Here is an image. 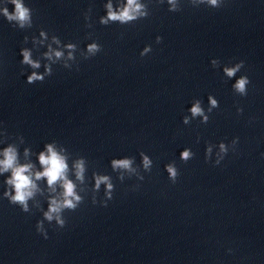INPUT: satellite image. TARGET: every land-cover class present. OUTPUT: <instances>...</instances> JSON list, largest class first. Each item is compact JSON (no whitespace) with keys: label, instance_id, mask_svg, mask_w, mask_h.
I'll list each match as a JSON object with an SVG mask.
<instances>
[{"label":"clouds","instance_id":"1","mask_svg":"<svg viewBox=\"0 0 264 264\" xmlns=\"http://www.w3.org/2000/svg\"><path fill=\"white\" fill-rule=\"evenodd\" d=\"M189 4L193 8L206 6L207 8L219 9L224 6L226 0H107L103 7L105 15L99 17V24L108 26L118 23L121 26L135 24L140 20L147 19L151 16L150 5L162 6L167 5V11L177 13L183 10L184 3ZM8 5H12V10H9ZM91 7L84 13L86 21L85 26L92 28L91 23ZM34 10L29 7L25 0H0V16H2L13 28L19 30L31 29L33 27ZM86 39L92 42L86 45V48H79L77 43H63L56 35H49L43 29L39 31V35L31 37L32 48L22 47L20 49L21 74H24L25 66L31 69L30 74L26 76V83L31 85L37 82H44L46 77L53 74V65L60 64L66 69H72L73 65L77 66V53L83 60H88L95 57L103 50V47L96 40L92 39V33H88ZM163 37L157 36L156 43L159 44ZM23 43H29V37L25 36ZM39 47H46V50L39 52ZM34 49L39 53L34 58ZM152 51L151 45H146L140 52V56H147ZM211 65L213 68H220L221 61L212 59ZM243 60L232 64H224L222 71L225 82L234 80L232 83L233 94L239 97H246L249 92L251 83L248 75L241 74L238 78L237 73H240L244 68ZM43 67V72L37 71ZM207 108L204 107L201 99L195 98L191 102V107L187 110L188 114L183 116L182 123L190 125L193 120L199 119L201 124H207L210 120V114L213 110L219 108V101L215 96L209 94L207 97ZM243 113L242 107H237V115ZM251 122V121H250ZM200 142V137L197 136L196 143ZM0 143H4L0 140ZM239 137H234L229 143L224 141L214 144L206 141L205 148V163H212L213 166H219L229 152L237 153ZM30 155V149H24V157ZM264 156V153H261ZM140 163H136L135 156H124L122 158H113L110 161L112 172L116 174V178L123 183L126 179L135 177L137 181H144L145 174H150L155 162L153 159L141 151L139 153ZM196 154L190 147H185L179 159L183 163H188L194 159ZM213 156L215 159L213 160ZM38 161L41 170H36L35 165L31 162L21 163L19 158L18 147L14 144H7L6 147L0 149V175L9 173L4 179L3 184L5 190L2 193V198L6 199L10 205L19 207L24 213H31L33 209L42 214V218L36 223V231L44 239H48V232L45 228V222L52 225L55 222L57 229H63L66 226L65 211H75L83 202L85 197L80 193L84 191L79 188V185L87 184L89 191L93 194L92 203H99L103 207H107L108 202L113 199L115 184L113 178L109 174H101L93 171L91 179L93 181L91 187L88 184L86 173V161L84 158L77 159L72 169L69 168L67 156L63 154V150L58 151L53 143L45 145V150L38 154ZM168 180L172 184H176L181 173L173 160L164 165ZM70 171L74 172L75 180L69 178ZM41 181H45L46 190L40 186ZM78 182V183H77ZM103 187V199L98 200L97 196ZM140 184L133 186L138 190ZM47 192V195L45 194ZM42 197L43 199H38ZM42 201L47 203L46 210L42 207ZM31 202V204H30ZM228 251L231 253L232 249Z\"/></svg>","mask_w":264,"mask_h":264}]
</instances>
